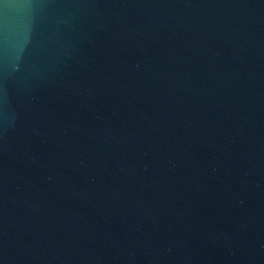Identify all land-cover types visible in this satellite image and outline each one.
I'll return each instance as SVG.
<instances>
[{"label": "water", "instance_id": "1", "mask_svg": "<svg viewBox=\"0 0 264 264\" xmlns=\"http://www.w3.org/2000/svg\"><path fill=\"white\" fill-rule=\"evenodd\" d=\"M0 264H264V0H0Z\"/></svg>", "mask_w": 264, "mask_h": 264}]
</instances>
